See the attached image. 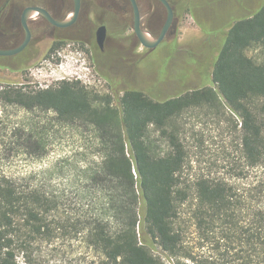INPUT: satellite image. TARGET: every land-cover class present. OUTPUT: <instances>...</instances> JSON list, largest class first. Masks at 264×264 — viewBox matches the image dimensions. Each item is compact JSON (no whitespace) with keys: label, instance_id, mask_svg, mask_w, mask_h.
Here are the masks:
<instances>
[{"label":"trees","instance_id":"trees-1","mask_svg":"<svg viewBox=\"0 0 264 264\" xmlns=\"http://www.w3.org/2000/svg\"><path fill=\"white\" fill-rule=\"evenodd\" d=\"M212 85L166 100L127 90L117 105L80 82L0 88L4 109L91 127L101 158L56 167L60 188L51 171L0 173V264H43L45 245L79 237L102 264H264V6L222 37ZM198 111L240 121L238 156L187 181L183 137ZM28 132L29 154L44 158L43 136Z\"/></svg>","mask_w":264,"mask_h":264},{"label":"rangeland","instance_id":"rangeland-1","mask_svg":"<svg viewBox=\"0 0 264 264\" xmlns=\"http://www.w3.org/2000/svg\"><path fill=\"white\" fill-rule=\"evenodd\" d=\"M169 1L178 19L177 32L155 50L148 52L141 48L136 58H130L135 36L133 13L128 2L125 23L120 29L113 24L117 21L116 13L97 6V12H105L108 35L120 43L125 62L117 63L113 51L117 42L112 43L114 45L107 54L93 49L96 59H91V54L84 50L72 52V48H68L61 52V57L57 55L26 73L0 71V88L36 91L55 88L62 82H80L100 95L111 96L117 105L116 100L127 90H140L155 100H166L190 89L213 86V65L222 37L234 21L248 18L264 6V0ZM149 4L160 13V18L151 19L147 9ZM140 7L144 28L158 36L166 20L164 7L156 0H142ZM53 117V114L38 111L29 113L20 107L4 109L0 106L3 123L0 125V173L19 178L51 171L55 176L53 187L60 188L63 184L56 167L71 165L76 172L87 166L95 167L101 161L97 138L91 127L64 126L52 122ZM49 122L51 125H47ZM239 122L236 118L227 121L206 115L204 111H198L190 118L183 137L189 154L183 174L185 180L193 181L209 174L218 176L226 171L227 157L238 156ZM32 130L43 136L46 144L47 155L42 159L29 154L26 135ZM159 146L160 151L167 148L163 141ZM42 179L40 177L38 181ZM43 264L102 263L79 237L45 245Z\"/></svg>","mask_w":264,"mask_h":264},{"label":"flooded vegetation","instance_id":"flooded-vegetation-1","mask_svg":"<svg viewBox=\"0 0 264 264\" xmlns=\"http://www.w3.org/2000/svg\"><path fill=\"white\" fill-rule=\"evenodd\" d=\"M141 14V27L153 39H157L165 26L167 20V9L158 1L166 11V20L158 36H155L148 28H144V16L141 12V1L135 0ZM172 7L169 0H167ZM127 2L133 7L130 0H0V52H13V54L0 55V71L10 73H26L34 66L42 65L47 60L54 59L61 52L72 48L73 51L84 50L91 54L93 49L107 54L112 43L117 63H123L126 58L121 54L120 43L109 37V23L103 10L96 11L99 7L113 14L116 13L117 28L125 23ZM100 8V9H101ZM30 9L37 12L30 15ZM151 19L159 17L151 4L148 6ZM173 11L174 8L172 7ZM37 16V17H36ZM150 19V20H151ZM151 22V21H150ZM178 19L174 11V28L167 31L165 39L177 32ZM104 29L105 39L103 47L99 44V32ZM134 31V13H133ZM135 40L132 42L130 58H136L138 50L153 51L142 46L134 31ZM78 46V48L76 47ZM93 56V57H92ZM96 59V58H95Z\"/></svg>","mask_w":264,"mask_h":264},{"label":"water","instance_id":"water-1","mask_svg":"<svg viewBox=\"0 0 264 264\" xmlns=\"http://www.w3.org/2000/svg\"><path fill=\"white\" fill-rule=\"evenodd\" d=\"M76 1L79 4V0H76ZM159 1L167 9V20H166V23H165V26L163 28L161 35L157 39H153L141 27V14H140V10H139V7H138L136 1L130 0L132 7H133V13H134V31H135V34H136L138 40L140 41V43L142 44V46H144L145 48H148V49H154L158 45H160L164 41L168 29H170L172 27L174 28V26H173V24H174V11H173L172 7L170 6V4L168 3L167 0H159ZM35 12H37V9H30V15L34 14ZM103 31H104V29H102L99 32V44H100L101 48L103 47V43H104V39H105V34ZM18 51L0 52V55L13 54V53H16Z\"/></svg>","mask_w":264,"mask_h":264},{"label":"bare ground","instance_id":"bare-ground-1","mask_svg":"<svg viewBox=\"0 0 264 264\" xmlns=\"http://www.w3.org/2000/svg\"><path fill=\"white\" fill-rule=\"evenodd\" d=\"M37 17V16H36Z\"/></svg>","mask_w":264,"mask_h":264}]
</instances>
